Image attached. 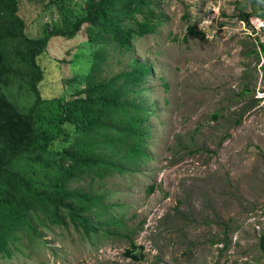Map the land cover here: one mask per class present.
<instances>
[{"label":"rangeland","instance_id":"374dc122","mask_svg":"<svg viewBox=\"0 0 264 264\" xmlns=\"http://www.w3.org/2000/svg\"><path fill=\"white\" fill-rule=\"evenodd\" d=\"M48 1L21 0L33 39L63 18L68 27L85 6L73 0L63 16L44 8ZM152 1L162 20L157 33L136 39L127 57L107 45V60L96 74L117 75L129 69L130 59L153 69L145 96L151 158L133 174L70 183L121 205L110 213L123 217L122 226H110L108 235L103 227L89 239L69 219L61 226L40 214L32 217L40 236L23 230L11 243L12 257L0 254V264H264V6ZM86 39L82 32L75 40L50 41L40 57L44 94L69 99L86 87L93 63ZM75 77L80 83L71 82ZM37 120L55 133L57 107L40 106ZM151 184L155 192L148 195ZM131 230L145 255L140 262L125 256Z\"/></svg>","mask_w":264,"mask_h":264},{"label":"trees","instance_id":"16d2710c","mask_svg":"<svg viewBox=\"0 0 264 264\" xmlns=\"http://www.w3.org/2000/svg\"><path fill=\"white\" fill-rule=\"evenodd\" d=\"M244 1L263 9L264 0ZM72 2L49 0L44 8L52 6L65 16ZM83 2L85 6L68 27L63 18L61 24L46 26L43 36L33 39L26 33L21 0H0V254L7 258L12 257L11 243L23 230L40 236L32 220L40 214L61 226L69 219L89 239L103 227L104 235L110 226L118 229L123 217L110 210L121 205L106 203L105 194L97 191L71 189L70 183L86 177L94 181L116 173L133 174L151 158L146 149L151 135L145 127L150 113L145 96L153 69L130 59L129 69L117 75L101 78L96 74L107 60V45L123 57L130 56L135 40L156 34L162 20L152 0ZM82 32L93 58L86 87L69 99L44 94L41 55L47 54L53 38L75 40ZM190 33L198 35L194 29ZM71 82L80 83L79 77ZM44 104L57 107L55 133L38 126L37 110ZM155 188L149 185L147 194ZM133 234L131 230L126 235L131 249L125 256L140 262L145 255L138 251ZM260 247L264 250V232Z\"/></svg>","mask_w":264,"mask_h":264}]
</instances>
